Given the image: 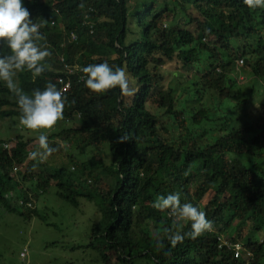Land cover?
<instances>
[{
  "label": "trees",
  "instance_id": "1",
  "mask_svg": "<svg viewBox=\"0 0 264 264\" xmlns=\"http://www.w3.org/2000/svg\"><path fill=\"white\" fill-rule=\"evenodd\" d=\"M23 4L34 23L47 21L39 43L51 56L41 76L17 73L18 86L31 95L50 81L68 103L51 129H26L0 81V121L23 130L11 138L0 132V206L46 221L35 200L50 186L75 208L82 198L93 202L99 218L86 247L102 264H264V8L243 0ZM105 61L126 67L134 96L119 88L94 93L81 71L62 90L64 64ZM239 74L257 80L252 95ZM42 132L57 151L32 160ZM88 147L92 156L77 159ZM175 191L206 213L213 230L172 247L165 230L188 232L190 223L174 225L152 204Z\"/></svg>",
  "mask_w": 264,
  "mask_h": 264
},
{
  "label": "clouds",
  "instance_id": "2",
  "mask_svg": "<svg viewBox=\"0 0 264 264\" xmlns=\"http://www.w3.org/2000/svg\"><path fill=\"white\" fill-rule=\"evenodd\" d=\"M243 3L250 9L264 8V0H243ZM43 23L33 22L23 0H0V41L6 42L9 50V54L0 55V81L16 98L20 112L19 123L30 130L51 129L63 119L68 103L64 93L50 81L43 90L35 89L31 95L24 92L17 83V73L27 70L35 78L46 71L47 65L44 61L51 56V52L39 43L45 40L40 32ZM81 71L83 75L80 79L84 87L94 93L119 88L122 96L131 97L137 91L130 84V74L126 67H113L105 61L88 64ZM38 145L37 150L29 153L32 160H46L57 151V148L50 145L48 135L44 132L38 136ZM152 206L157 210L167 211L169 216L174 217V225L190 223L191 230L188 232L165 230L172 247L182 243L186 237L195 239L213 230V222L207 218L206 213L190 202L182 203L179 191L171 192L167 196H157ZM157 247H163L159 238Z\"/></svg>",
  "mask_w": 264,
  "mask_h": 264
},
{
  "label": "rangeland",
  "instance_id": "3",
  "mask_svg": "<svg viewBox=\"0 0 264 264\" xmlns=\"http://www.w3.org/2000/svg\"><path fill=\"white\" fill-rule=\"evenodd\" d=\"M238 79L252 95L249 89L257 87V80L242 74ZM261 85L264 87V82ZM19 126V123L10 126L1 120V135L4 138L13 137L15 132L23 131ZM70 150L73 151V148L70 147ZM84 152L82 155L75 152L77 159H88L93 149L88 147ZM56 192V188L50 186L44 196L35 200L38 214H44L46 221L35 213L30 219H24L0 206V264H102L97 259L98 255L86 247L87 234L99 218L96 205L82 198L79 207L75 208L60 199ZM22 252L26 253L23 259L20 256ZM134 264L148 263L138 260Z\"/></svg>",
  "mask_w": 264,
  "mask_h": 264
},
{
  "label": "built area",
  "instance_id": "4",
  "mask_svg": "<svg viewBox=\"0 0 264 264\" xmlns=\"http://www.w3.org/2000/svg\"><path fill=\"white\" fill-rule=\"evenodd\" d=\"M71 38L72 39L75 38L74 33H71ZM82 68L83 67L78 63H75L73 65L64 64V69H65V72L67 74L65 75V77H63V76L58 77V82L62 84V90H66L70 86V81H69L70 75H72V73L75 71H81ZM14 171H15V169H14ZM235 250H236V255L238 256L240 254V245L239 244L235 245ZM25 255H26L25 252L21 253L22 257H24Z\"/></svg>",
  "mask_w": 264,
  "mask_h": 264
}]
</instances>
